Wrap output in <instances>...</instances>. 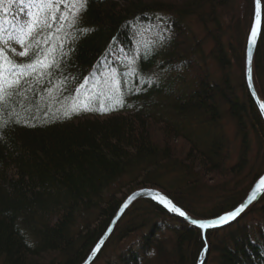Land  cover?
Masks as SVG:
<instances>
[{
  "label": "trees",
  "instance_id": "obj_1",
  "mask_svg": "<svg viewBox=\"0 0 264 264\" xmlns=\"http://www.w3.org/2000/svg\"><path fill=\"white\" fill-rule=\"evenodd\" d=\"M72 1L60 0L22 59L47 55L51 66L0 104V264H82L131 192L159 189L211 219L264 173V121L245 82L254 0H84L78 13ZM261 4L252 79L264 103ZM157 14L164 20L154 27ZM136 24L154 27L155 41L137 48ZM93 76L101 89L79 104ZM177 138L187 144L180 156ZM209 176L218 180L208 185ZM91 264H264V192L205 231L137 200Z\"/></svg>",
  "mask_w": 264,
  "mask_h": 264
},
{
  "label": "rangeland",
  "instance_id": "obj_2",
  "mask_svg": "<svg viewBox=\"0 0 264 264\" xmlns=\"http://www.w3.org/2000/svg\"><path fill=\"white\" fill-rule=\"evenodd\" d=\"M76 1L77 0H73L72 3L74 4ZM59 2L60 0H0V84L3 83L4 77H7L8 83L17 79V76L14 75L15 72L22 71L24 73L23 76L19 77L22 81L33 75L40 74L45 69L44 67H37L35 70H32L27 67L30 64H22V59L25 56L22 55V53L26 52L28 45L34 38H37L33 42L35 44H38V41L41 40L39 33L47 28L50 18L55 12ZM161 16V14L156 15L154 20L155 23L152 26L156 27L163 22L162 20H164V18ZM37 18L39 19V22L35 23L32 33L27 34L28 27L35 22ZM154 27L151 29L153 30ZM145 28L146 26L143 24H136L133 27L134 40L137 48H141L148 45L149 42L155 41V35L151 36L150 31L152 30H146ZM9 37H12V39H9ZM50 50H52V46L50 47ZM44 57L40 60L44 59ZM111 57L113 61L116 62L117 67L124 66L125 63H122L121 60L125 58L120 52L114 51ZM8 61H11V64H9ZM121 71L124 75L125 71L123 69ZM100 73H102V71ZM102 82L103 81L98 76L86 79L82 85L79 86V88H82H78L80 91L79 104L90 101V99L101 89ZM111 83L112 81L109 79L108 86H110L109 84ZM231 128V125H226L227 136L232 139V141L230 140L231 157L227 161L228 164H232L236 159V144L234 142L236 140H233ZM150 133L152 134V137L154 136L155 139H158L160 135L158 126L153 125L150 128ZM171 143L174 147V152H176L177 155L180 156L185 153L187 144L182 138L173 139ZM206 180L208 185H213L214 181L218 179L217 177L209 176ZM156 190L160 191L159 189Z\"/></svg>",
  "mask_w": 264,
  "mask_h": 264
},
{
  "label": "water",
  "instance_id": "obj_3",
  "mask_svg": "<svg viewBox=\"0 0 264 264\" xmlns=\"http://www.w3.org/2000/svg\"><path fill=\"white\" fill-rule=\"evenodd\" d=\"M261 23H262V4L260 0V7H259V17H257V0H254V15H253V20L251 24V28L248 34L247 38V44H246V52H245V82L247 89L249 91V94L251 95L252 99L254 100L261 117L264 121V103L262 102L261 98L259 97L256 88L253 83L252 79V63H253V56L254 52L259 40L260 36V31H261ZM253 28L256 29V35L253 36ZM250 40L252 43L250 44ZM264 173L255 181L253 184L252 188L248 192L247 196L245 199L234 209L231 211H228L226 213H223L222 215L212 218V219H197L194 218L187 213H185L182 209H180L178 206H176L165 194L162 192L156 190V189H150V188H142V189H137L133 192H131L126 199L123 201L121 206L119 207L118 211L116 212L115 216L113 217L109 227L107 228L106 232L103 234V236L100 238V240L97 242L87 259L82 263V264H91V262L94 260L96 257L97 253L99 252L100 248L102 247L103 243L107 239V237L111 234L115 224L118 222V220L122 217V215L125 213V211L137 200L139 199H150L154 201L155 203L159 204L162 206L165 210H167L170 214L175 215L187 223L198 227L202 229L203 231L207 229H214V228H219L223 227L231 222H233L235 219H237L241 213L249 206L251 205L254 201H256L264 192ZM170 208H176L179 209L180 212H183L184 215L181 216L178 214V212L175 211H170ZM243 209L235 219H230L228 223H223L221 222L217 227H206L202 228L200 227L201 224L204 225H211L217 220H219L223 216H230L232 212L238 210V209Z\"/></svg>",
  "mask_w": 264,
  "mask_h": 264
},
{
  "label": "snow or ice",
  "instance_id": "obj_4",
  "mask_svg": "<svg viewBox=\"0 0 264 264\" xmlns=\"http://www.w3.org/2000/svg\"><path fill=\"white\" fill-rule=\"evenodd\" d=\"M77 3L79 4V8L77 9V13L83 10L84 7V0H77ZM259 7H260V0H257V17H259ZM39 19L37 18V20L35 22H33L27 29V34H31L32 31L34 30L35 27V23H38ZM253 36L256 35V29L253 28ZM9 39H12V37H9ZM252 43V41L250 40V44ZM22 55H27V52L22 53ZM9 64H11V61H8ZM51 66V62L48 60V57L45 56L44 59L42 60H37L34 63L28 65L27 67L35 70L37 67H50ZM14 75L17 76V79H14L11 83H8L7 77L3 78V83L0 84V104H5L7 103L8 100H10L11 96L13 95H19V87L21 84V80L19 79L20 76H23L24 73L21 72H15ZM264 107V106H262ZM87 110V109H84ZM264 183V182H262ZM170 211H175L178 212L179 215L183 216L184 213L180 212L179 209L176 208H170ZM243 211V209H238L234 212L231 213L230 216H223L221 217L219 220H217L216 222H214L211 225H204L201 224L200 227L202 228H206V227H217L221 222L223 223H228L230 219H235L237 217V215Z\"/></svg>",
  "mask_w": 264,
  "mask_h": 264
},
{
  "label": "bare ground",
  "instance_id": "obj_5",
  "mask_svg": "<svg viewBox=\"0 0 264 264\" xmlns=\"http://www.w3.org/2000/svg\"><path fill=\"white\" fill-rule=\"evenodd\" d=\"M262 24V23H261ZM212 219V218H211Z\"/></svg>",
  "mask_w": 264,
  "mask_h": 264
}]
</instances>
